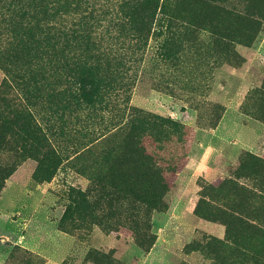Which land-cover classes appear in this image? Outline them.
Listing matches in <instances>:
<instances>
[{
  "label": "rangeland",
  "instance_id": "1",
  "mask_svg": "<svg viewBox=\"0 0 264 264\" xmlns=\"http://www.w3.org/2000/svg\"><path fill=\"white\" fill-rule=\"evenodd\" d=\"M107 1L94 0L95 14L104 16L94 20L95 53L102 67L111 60L119 84L101 86L92 105L55 95L50 103L41 98L12 106L33 113L61 163L48 178L36 159L27 158L6 180L0 264H26L27 252L43 264H95L93 251L121 264H253L244 255L254 251L250 234L227 224L241 217L264 225V121L254 115L260 105L249 100L264 78V30L253 46L232 43L223 53L209 32L189 42L181 29L168 31L162 13L146 46L138 48L130 36L112 41L105 10L116 0ZM3 78L0 68V85ZM133 107L155 117L143 154L154 155L168 184L153 213L156 240L149 251L124 225L121 206L128 201L111 203L110 185L102 181L115 174L110 164L139 126ZM5 163L12 160L0 155V166ZM106 191L108 198H100Z\"/></svg>",
  "mask_w": 264,
  "mask_h": 264
},
{
  "label": "trees",
  "instance_id": "2",
  "mask_svg": "<svg viewBox=\"0 0 264 264\" xmlns=\"http://www.w3.org/2000/svg\"><path fill=\"white\" fill-rule=\"evenodd\" d=\"M105 11L109 12L106 20L110 28L106 31L112 41L118 43L122 36H130L138 48L146 46L162 13L168 21V31L181 29V38L189 42L201 32H209L223 53L232 43L253 46L264 30V0H168L166 4L164 0H116ZM95 13L94 0H0V68L4 72L0 85V106H4L0 110V155L12 160L0 166V192L27 158L36 159L38 170L48 178L61 163L33 113L12 106H31L41 98L50 103L55 95H62L64 102L68 95L70 102L92 105L100 97L101 86L115 81L119 84L111 74V60L102 67L99 62L103 58L95 53L94 20L100 21L99 15L104 19L102 11ZM76 83L78 87L72 91ZM62 84L67 88L56 91L54 85ZM16 87L17 94L13 93ZM249 100L260 105L261 111L254 115L264 121V78ZM135 112L139 126L136 129L133 125L128 141L112 160L110 169L115 174L102 181L110 185L111 203L128 201L121 206L126 213L124 225L132 231L138 246L149 251L156 240L152 233L153 213L162 204L168 184L164 168L157 166L154 155L143 154L147 150L142 145L143 137L153 135L155 117L133 107ZM99 197L107 199V191L100 192ZM253 220L254 223L244 222L236 217L228 222L227 229L236 224L237 229L250 234L254 251L244 255H250L253 264H264V225ZM16 250L22 251L18 247ZM26 255V264H43L41 257L29 252ZM89 257L95 264H121L98 251Z\"/></svg>",
  "mask_w": 264,
  "mask_h": 264
},
{
  "label": "crops",
  "instance_id": "3",
  "mask_svg": "<svg viewBox=\"0 0 264 264\" xmlns=\"http://www.w3.org/2000/svg\"><path fill=\"white\" fill-rule=\"evenodd\" d=\"M222 178L219 182H216L215 184H213L215 187H217L216 189H219L222 185H221V182H222ZM221 185V186H220Z\"/></svg>",
  "mask_w": 264,
  "mask_h": 264
}]
</instances>
